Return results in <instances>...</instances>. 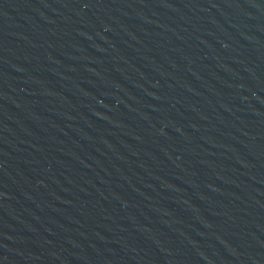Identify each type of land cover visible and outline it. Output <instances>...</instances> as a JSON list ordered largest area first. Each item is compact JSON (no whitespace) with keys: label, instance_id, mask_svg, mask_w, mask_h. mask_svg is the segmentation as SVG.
I'll return each mask as SVG.
<instances>
[{"label":"water","instance_id":"1","mask_svg":"<svg viewBox=\"0 0 264 264\" xmlns=\"http://www.w3.org/2000/svg\"><path fill=\"white\" fill-rule=\"evenodd\" d=\"M0 264H264V0H0Z\"/></svg>","mask_w":264,"mask_h":264}]
</instances>
